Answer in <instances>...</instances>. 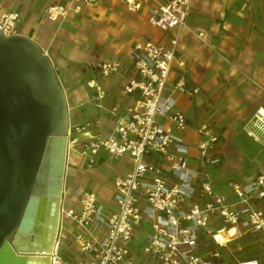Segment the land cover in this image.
Segmentation results:
<instances>
[{"label": "built area", "instance_id": "1", "mask_svg": "<svg viewBox=\"0 0 264 264\" xmlns=\"http://www.w3.org/2000/svg\"><path fill=\"white\" fill-rule=\"evenodd\" d=\"M103 1L54 2L44 8L43 14L57 20L79 11L83 4L96 6ZM126 1L130 8L147 5L149 23L173 36L169 44L152 39L135 41L127 53L132 74H128L130 68L122 71L118 53L99 65L103 75L127 76L122 88L124 98L109 109V130H97L90 122L69 124L66 170L71 153L84 159L88 167L109 159L128 160V168L112 180L114 208L105 205V211L99 213L105 237L92 244L96 257L88 264H221V251L215 248L209 252L211 258L205 259L198 251V240L214 215L222 219L211 234L220 246L232 243L243 231L264 230V211L253 205L254 196L264 199V169L244 184L234 179L227 182L234 201L216 190L210 171L215 164L211 152L220 135L207 121L196 126L200 135L196 143L198 161L191 166L190 144L180 136L189 123L179 99L183 94H196L199 87H189L185 62L177 61L176 49L178 31L186 24L193 0ZM20 19L19 11L3 9L0 0V29L6 35L18 33ZM88 84L97 89L95 100H101L104 91L95 78ZM94 195L85 192L82 210H71L73 220L86 222ZM233 228L238 231L236 235L223 242L218 239V233H229ZM52 256L53 264H58L56 251Z\"/></svg>", "mask_w": 264, "mask_h": 264}, {"label": "rangeland", "instance_id": "2", "mask_svg": "<svg viewBox=\"0 0 264 264\" xmlns=\"http://www.w3.org/2000/svg\"><path fill=\"white\" fill-rule=\"evenodd\" d=\"M47 1L64 2V0ZM35 2L36 0H2L3 9L9 11L11 5H14V10L19 12L24 7H32ZM45 7V5L40 7L41 15H43L42 11ZM192 8L193 4L186 21L187 24L192 14ZM212 8L213 6L211 11ZM97 9L83 4L79 10L80 14L78 13L79 15L75 17L76 20L69 19L67 24L74 26L77 18H84V21L88 22L90 20L88 15H92ZM212 13L214 12L212 11ZM25 14L23 17L26 16ZM74 14L76 13L70 12L66 18H70ZM144 14V18H132L131 21L125 22L120 17L112 18L108 23L111 27L108 32H105L104 14L100 18H93L96 23H92V26L85 21V25L91 28V40L93 39L97 43L93 57L95 63H102L113 49H120L121 65L123 66L124 52H127L131 45L130 40H132L127 37L128 29H132L133 34L139 38H149L169 44L173 34L152 27L147 21V13L144 12ZM126 22L130 25L127 28L125 27ZM178 32L177 61L185 62L189 87H199L198 92L194 94L191 122L206 120L214 130L219 132L220 141L211 152L215 163L213 169L215 177L212 183L217 189L225 190L228 195L227 181L229 179L232 178L240 184H244L254 179L259 169H264V120L262 115L258 116V110L264 107V87L254 82L249 69L242 68L243 64L241 63L244 58L236 57L235 59V55L226 54L222 49H218L217 46H214L217 44L216 42L207 40L204 35L200 36L202 29L197 31V29H188L185 26ZM61 42L64 43V41ZM65 43L70 44L69 41H65ZM60 50L66 52L65 54L68 56V47L62 45ZM236 64L239 67H236ZM174 67L176 71L180 70L177 63ZM69 101L71 105H74L72 97H69ZM182 106L187 111H191V100L185 97ZM180 136L188 141L196 139V134L188 130L180 132ZM124 166L123 159H110L101 165L91 167L92 170L89 171L90 168L86 163L80 161L74 168L79 170L78 176L82 179L79 182L76 179H71L70 177L73 176L71 167L67 168L65 193L67 192V197H69L70 191L83 192L89 189L86 187L90 185L99 192L106 207L111 208L112 180L115 175L123 172ZM87 171L89 172L86 174ZM231 193H233L232 190ZM228 196L231 200H236L234 194ZM253 205L264 211V199L254 196ZM221 223L220 216L214 215L208 229L198 240V251L204 253L205 259H210L209 252L217 248L221 251V264H242L247 261L264 264V230L259 232L243 231L242 235L232 243L220 246L211 234L212 230Z\"/></svg>", "mask_w": 264, "mask_h": 264}, {"label": "water", "instance_id": "3", "mask_svg": "<svg viewBox=\"0 0 264 264\" xmlns=\"http://www.w3.org/2000/svg\"><path fill=\"white\" fill-rule=\"evenodd\" d=\"M67 94L31 36L0 29V264H51L61 220Z\"/></svg>", "mask_w": 264, "mask_h": 264}, {"label": "crops", "instance_id": "4", "mask_svg": "<svg viewBox=\"0 0 264 264\" xmlns=\"http://www.w3.org/2000/svg\"><path fill=\"white\" fill-rule=\"evenodd\" d=\"M104 1L96 6L89 5L98 8L92 15H88L90 16L88 22L85 20L89 25L92 26V23H96L93 18H100L103 14L105 15V32L110 30L111 27L108 23L112 18L117 19L120 17L123 22L131 21L132 18H144V12H146L148 21L149 14L147 5L145 4L139 8H130L126 0ZM153 1L164 2L165 0ZM54 2L61 1L46 2V0H36L32 7L22 8L18 26L20 30H18V33L29 35L35 39L51 58L68 97L70 123L72 125H80L90 122L91 127L97 130H109L112 126L109 109L114 103L124 98L122 88L127 76L124 73H111L109 75L101 73L99 67L101 63L97 64L93 60L97 43L93 39L91 40L92 32L90 26L88 28L85 25L84 18H77L74 26L67 24L69 19L76 20L75 17L80 14V11H71L76 14L70 18H66L67 16H65L57 20H50L44 14L41 15L39 11L40 7ZM192 4V14L188 20V24L186 22L180 29L185 26L188 29H197V31L202 29L200 36L204 35L207 40L216 42L217 44H214V46H217L218 49H222L226 54L235 55V59L236 57L244 58V61L241 63L243 64L242 68L249 69L254 82L264 87V0H193ZM212 6L214 13L211 11ZM12 10H14V5H11V10L9 11ZM103 10L104 13H102ZM24 13H26L25 17H23ZM128 26L130 25L126 22L125 27L127 28ZM133 33L132 29H128L127 37H130L132 40H130L131 45L127 49V52H124L125 59L122 71L130 68V62L126 58V55L133 43L137 40L149 39L139 38ZM61 41H64V43L65 41H69L70 44H64ZM62 45L69 48L68 56L65 54L66 52L60 50ZM114 53H118L121 56L120 49H113L104 61H107ZM236 67L239 66L236 64ZM128 74H132V70ZM91 78H95L101 90L104 91V97L101 100H95L97 89L90 87L88 84ZM69 97H72L74 105H71ZM185 97L191 100V111H187L182 106V101ZM194 100L195 95L187 94L181 95L179 99V107L185 112L188 119L189 127L187 130L196 134L195 140H185L191 147L189 159L191 166H196V161H198L196 143L200 135L196 131V126L206 121L197 120L196 122H191ZM196 104H198L197 101ZM216 132L219 134L218 131ZM119 159L124 160V172L128 168L126 162L128 160L126 158ZM68 161V168L71 167V173L73 174L70 178L76 179L79 182L82 178L78 176L80 174L79 170H75L74 167L78 166L80 161H84V159L80 158L76 153H71ZM89 168V171L92 170L91 167ZM213 169L214 166L210 169L212 180L215 177ZM214 188L225 193V190L217 189L216 186ZM227 190L228 195L232 196L233 193H231L229 186ZM94 191L99 193L97 190ZM111 208H114L113 202Z\"/></svg>", "mask_w": 264, "mask_h": 264}, {"label": "flooded vegetation", "instance_id": "5", "mask_svg": "<svg viewBox=\"0 0 264 264\" xmlns=\"http://www.w3.org/2000/svg\"><path fill=\"white\" fill-rule=\"evenodd\" d=\"M86 191H70L69 197L64 193L61 203V220L55 241L56 261L58 264H88L96 252L92 244L100 243L105 237V225L101 223L99 213L105 211V203L94 187L87 185ZM94 192L91 214L85 216L86 222L79 223L72 218V209L81 211L85 192ZM88 216V217H87ZM95 228V230H93Z\"/></svg>", "mask_w": 264, "mask_h": 264}, {"label": "bare ground", "instance_id": "6", "mask_svg": "<svg viewBox=\"0 0 264 264\" xmlns=\"http://www.w3.org/2000/svg\"><path fill=\"white\" fill-rule=\"evenodd\" d=\"M262 115L263 116V120H264V107H261L258 110V116ZM238 233V231L233 228L229 233H225L224 231L218 233V239L221 240L222 242L224 240H226L228 237H232L233 235H236ZM55 250V249H54ZM51 264H53V256H52V260H51ZM255 263V262H254ZM252 261H248V262H243V264H254ZM39 264H42V262L40 261Z\"/></svg>", "mask_w": 264, "mask_h": 264}]
</instances>
